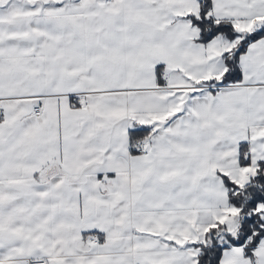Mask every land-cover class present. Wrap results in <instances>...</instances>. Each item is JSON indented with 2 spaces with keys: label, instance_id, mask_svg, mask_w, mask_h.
Here are the masks:
<instances>
[{
  "label": "snow or ice",
  "instance_id": "snow-or-ice-1",
  "mask_svg": "<svg viewBox=\"0 0 264 264\" xmlns=\"http://www.w3.org/2000/svg\"><path fill=\"white\" fill-rule=\"evenodd\" d=\"M0 264H264V0H0Z\"/></svg>",
  "mask_w": 264,
  "mask_h": 264
}]
</instances>
